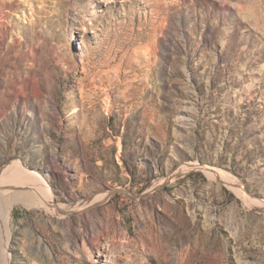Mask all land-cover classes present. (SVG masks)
I'll use <instances>...</instances> for the list:
<instances>
[{
    "label": "rangeland",
    "instance_id": "374dc122",
    "mask_svg": "<svg viewBox=\"0 0 264 264\" xmlns=\"http://www.w3.org/2000/svg\"><path fill=\"white\" fill-rule=\"evenodd\" d=\"M17 161L0 264H264V0H0Z\"/></svg>",
    "mask_w": 264,
    "mask_h": 264
},
{
    "label": "bare ground",
    "instance_id": "6f19581e",
    "mask_svg": "<svg viewBox=\"0 0 264 264\" xmlns=\"http://www.w3.org/2000/svg\"><path fill=\"white\" fill-rule=\"evenodd\" d=\"M189 165L197 166L196 164ZM201 170L213 178V176L208 171L209 167L204 166ZM174 177L175 173L166 180L169 181ZM217 178L219 180H216L219 182L225 183L226 185L233 188L236 187L233 182H230L227 179L221 177ZM163 181L164 178H161L159 182H157L147 193H150L153 190L155 191L156 187L160 186ZM13 190H17L18 192L11 193ZM46 190L44 178L39 173L26 170L18 161L9 164L0 176V195L6 194L4 198H0V218L2 223L4 222L5 228L9 217V210L14 202L20 201L27 208L34 206L36 203L39 204L38 206H40V204L42 205L44 202V196L47 195ZM49 202H51V199ZM49 205L52 209H54L52 202L49 203Z\"/></svg>",
    "mask_w": 264,
    "mask_h": 264
},
{
    "label": "water",
    "instance_id": "95a60500",
    "mask_svg": "<svg viewBox=\"0 0 264 264\" xmlns=\"http://www.w3.org/2000/svg\"><path fill=\"white\" fill-rule=\"evenodd\" d=\"M199 167H200V168H198V169L201 170L203 166H200V165H199ZM117 191H120V190H117ZM120 192H122V191H120Z\"/></svg>",
    "mask_w": 264,
    "mask_h": 264
}]
</instances>
